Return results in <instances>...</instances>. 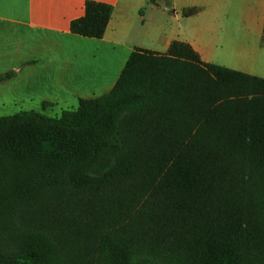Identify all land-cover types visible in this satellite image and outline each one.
I'll use <instances>...</instances> for the list:
<instances>
[{
    "label": "trees",
    "instance_id": "obj_1",
    "mask_svg": "<svg viewBox=\"0 0 264 264\" xmlns=\"http://www.w3.org/2000/svg\"><path fill=\"white\" fill-rule=\"evenodd\" d=\"M0 264H264V79L174 41L59 117L0 116Z\"/></svg>",
    "mask_w": 264,
    "mask_h": 264
},
{
    "label": "crops",
    "instance_id": "obj_2",
    "mask_svg": "<svg viewBox=\"0 0 264 264\" xmlns=\"http://www.w3.org/2000/svg\"><path fill=\"white\" fill-rule=\"evenodd\" d=\"M87 1L0 0V76L13 72L0 83V110L8 96L16 106L36 95L44 106L99 97L134 50L164 54L174 41L206 63L264 79V0H172L173 12L150 0H91L112 6L102 38L71 31Z\"/></svg>",
    "mask_w": 264,
    "mask_h": 264
},
{
    "label": "rangeland",
    "instance_id": "obj_3",
    "mask_svg": "<svg viewBox=\"0 0 264 264\" xmlns=\"http://www.w3.org/2000/svg\"><path fill=\"white\" fill-rule=\"evenodd\" d=\"M13 99L12 96L6 97L8 104L0 110V116L13 115L22 111H36L48 117H58L61 116L64 110L77 108L79 104L78 100L74 101V99H69V102L60 101L44 106L42 101L46 98L36 95L25 97L21 106H16L14 105Z\"/></svg>",
    "mask_w": 264,
    "mask_h": 264
}]
</instances>
